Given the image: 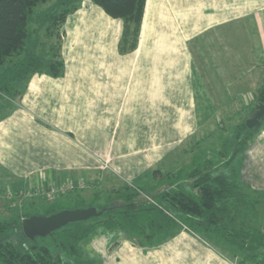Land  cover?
<instances>
[{
  "label": "crops",
  "instance_id": "crops-1",
  "mask_svg": "<svg viewBox=\"0 0 264 264\" xmlns=\"http://www.w3.org/2000/svg\"><path fill=\"white\" fill-rule=\"evenodd\" d=\"M61 33L62 74L32 73L18 105L0 117V183L11 178L15 190L66 180L91 181L94 191L142 184L167 155H156L163 133L152 129L198 126L196 83L200 94L224 96L219 108L227 109L229 96L245 91L234 89L238 80L264 68V0H147L137 47L128 51L123 19L81 0ZM99 159L110 160L109 171ZM240 175L264 192V139L245 153ZM116 234L111 250L112 234L89 241L100 264H240L230 254L241 249L211 246L193 231L158 246Z\"/></svg>",
  "mask_w": 264,
  "mask_h": 264
},
{
  "label": "trees",
  "instance_id": "trees-1",
  "mask_svg": "<svg viewBox=\"0 0 264 264\" xmlns=\"http://www.w3.org/2000/svg\"><path fill=\"white\" fill-rule=\"evenodd\" d=\"M48 1L0 0V94L11 96L12 90L18 91L17 85L24 82L22 94L28 77L34 72H47L54 76L62 74L64 62L59 54L53 53L50 60V58L47 59L48 56L45 57L44 55L46 50L43 51L42 49L45 48L38 51L35 42L31 48L28 45L33 35V31L29 28L31 20L39 22L38 27L34 30H41L45 27L46 18L54 20L52 27L61 30V25L66 16L72 11L69 8L61 13L55 11L54 14L49 10L47 12L37 11L35 12L36 18L32 19L37 7ZM72 1L62 0L59 7L67 6ZM93 1L111 17L123 19L122 50L136 49L147 0ZM27 49H32L33 52L31 53ZM23 54L25 55L22 57ZM14 86L15 88H13ZM258 104L264 105V86L258 94ZM260 122L254 128H249L246 122L243 123L241 126L242 133L246 129L251 137L253 129L259 127ZM240 137L241 135L238 134L237 138ZM245 143V140L240 142L243 146ZM237 155L238 151H235L228 160L220 162L222 155L220 160L214 159L215 162L219 161L216 165L212 164L213 160H208L206 163L200 160L201 163L197 164L188 174L190 183L171 185L170 189L161 193V203L136 201L140 191L143 192V188L136 187L137 185H133V188L125 185L126 189L132 192L124 195L121 204H115L118 198L112 197L111 194L107 195L102 207L99 202L100 196L94 201L99 202L96 204L92 202L85 205L83 199L80 202L79 200L76 201L74 208L96 206L98 210L103 211V214L55 231L51 234L56 247L54 250L47 245L38 244L37 239L30 240L24 234L22 229L23 218L35 215V213L26 212L12 221L0 222L1 234L8 233L11 237H15L14 231L16 229L19 231L18 235H21L20 237L16 236L17 241L11 237L0 240V260L3 264H100L99 259L94 254L92 258L86 251L89 249L88 244L94 237L93 235H97V227H104L105 233H114L110 239V250L114 249L121 241L116 233L124 234L125 231L130 234L143 235L148 241L154 240L156 237L155 244L140 243V245L158 246L183 230L181 222L168 211L173 210L176 213L190 216L198 231L202 230V233L211 232L218 237L220 243L212 240L216 243V247L229 251H231L230 249H241V255L230 254L233 259L235 257L240 258V264L253 262L264 264V249L260 250L258 247L264 243V229L262 227L258 229V223L252 219L256 208L264 205V198L262 197L264 192L254 190L242 181L241 166H233V161ZM158 171L154 170L152 173L155 174ZM102 199L103 197L100 198L101 201ZM62 209L48 210L45 215ZM142 214L144 221L147 222L145 225L139 222L143 217ZM254 227L256 229H253ZM126 236L133 241L129 235ZM252 237L261 238L260 244L257 242L255 249L250 247L253 242L249 244L247 241L248 238L253 239Z\"/></svg>",
  "mask_w": 264,
  "mask_h": 264
},
{
  "label": "rangeland",
  "instance_id": "rangeland-1",
  "mask_svg": "<svg viewBox=\"0 0 264 264\" xmlns=\"http://www.w3.org/2000/svg\"><path fill=\"white\" fill-rule=\"evenodd\" d=\"M80 1L81 0H73L69 5H63L62 7H59V4L62 2V0H49L47 3H43L37 7L33 13L32 19L36 18L35 12L37 11L47 12V10H49L52 12V14H54L55 11L61 13L66 11L68 8L69 10H74ZM38 23L33 20H31L29 23V28L33 31V35L31 36V39L29 40L30 42L28 44L30 46L29 48H31V45H33L35 42L38 51H40L42 48H45L42 49L43 51H47H44V55L45 57L48 56L47 59L50 58L51 60L53 53L60 55L59 44L62 40L61 30H58V28H53L52 26L54 24V20H48V18H46L45 27H43L41 30H34L38 27ZM27 50L31 51V53L33 52L32 49ZM24 55L25 54H23L22 57ZM240 73H242V70H240L237 74ZM252 74L254 79L248 83L246 81L247 79L238 80L241 86H237L234 89L239 91L242 89L245 91H242L243 93L241 92L229 96L232 100V105L227 109L219 108V102L224 100V96H217L214 94L208 95L207 93L200 94V91L202 92L203 89L200 88L199 83H196V88H198V93H196V105L198 110L195 113V119L198 123V126L194 128L195 130L192 133L190 132V125L187 126L186 124L179 125L178 127L165 126L161 129H152V131H154L153 134L155 133L156 129H158L159 132L162 130L163 133L164 141L161 144L162 148L161 150L159 147L156 149V155H162L163 153L164 155H167L163 158L162 162L154 165L152 168V171H156L158 170L157 168L161 167V171H158L155 174L152 173L151 177L144 183L137 186L135 185L136 187L143 188V192L140 191V195L136 201L161 203V193L170 189L171 185H176L177 183L189 184V172L201 162L206 163L208 160H213L212 164L216 165L219 163V161L215 162L214 159L220 160L219 158L223 155L220 162H225L229 157L234 155L235 151H238V155L233 161V166L239 167L242 165L244 153H246L252 148L253 145L256 144L259 137L264 139V117L262 118L259 127L253 129V135L251 137L246 129L243 131V133L241 131V126L243 123L253 118L256 112L259 110L260 105L258 104V94L260 89L264 86V68H260L258 73L255 74L253 71H250L247 75L249 76ZM197 84H199V87ZM236 85H238L237 82L234 84V86ZM23 86L24 82L19 83L16 87L18 88V91L13 89L11 96L2 93L0 94V117L5 112H9L10 109L18 105L22 95L21 91ZM13 88H15V86ZM238 134L241 135L240 138H237ZM178 137L180 138L179 141H172V139ZM244 140L246 143L243 146L240 144V142ZM200 160L202 161L200 162ZM99 161L100 168L104 171H109L111 168L110 160L99 159ZM3 178L4 179H2V182L0 183V222L12 221L15 217L22 216L26 212L45 215L48 210L55 208L73 209L77 203L76 201L79 200L80 202L81 199L84 200L83 202H85V205H88L94 200V198L91 197H94V195L96 199H98L99 196L100 198L103 197L102 201L99 198L101 207L103 206L108 194H111L112 197H116V199L118 198L115 204H121L123 202L124 195L132 192L131 190L126 189L125 185H129L131 188H133V185L135 184L131 182H116L113 185L108 183L103 188L94 191L90 185L91 181H88L87 188L83 190L57 197L54 200H49L47 196H44L45 194H43L42 197H39L41 193L36 192L37 186L35 183H32L29 186L27 185L23 190H15L13 189L11 178ZM5 179L8 181H5ZM262 197L264 198V196ZM99 202L94 203L96 204ZM168 211L170 214H172V216L176 217L181 222L183 230L193 231L196 234L199 233L200 236L207 240L211 246H217L212 240H215L217 243L221 242L218 240L219 238L214 236L211 232L202 233V230H200L201 232L198 231L197 227L195 226V222H193L190 216L188 217L182 213H176L173 210ZM252 219L254 222L258 223V229H260V227L264 229V205L256 208ZM139 222L143 225L147 224V222L144 221V215L139 220ZM253 229H256V227ZM96 231V233L99 234L101 231L104 232L105 228L100 226L97 227ZM147 231L146 233L149 234ZM14 232L16 234L15 237H11L8 235V233H0V240H6L7 238L11 237L17 241L16 236L20 237L21 235H18L19 231H16V229ZM128 233L125 231L124 234L129 235L133 241L138 244L150 243L151 245V243L155 244L157 241L156 237L154 240L148 241L143 235L141 236L138 233ZM152 234L154 233L152 232ZM252 238L253 239L248 238L247 241L249 244L253 242L250 244V247L255 249L257 242L260 244L261 238ZM36 239L38 244L47 245L53 250L56 248L51 235L47 237H38ZM258 247L260 250H263L264 243L263 245L260 244ZM86 251L92 258L94 257L90 249H87ZM0 264H3L1 260Z\"/></svg>",
  "mask_w": 264,
  "mask_h": 264
},
{
  "label": "water",
  "instance_id": "water-1",
  "mask_svg": "<svg viewBox=\"0 0 264 264\" xmlns=\"http://www.w3.org/2000/svg\"><path fill=\"white\" fill-rule=\"evenodd\" d=\"M264 117V105L259 106L253 118L247 120V126L254 128ZM103 211L98 210L96 206L84 208L62 209L50 215L35 214L22 220V229L24 234L30 239L35 240L38 237H47L55 231L64 228L70 224L87 221L93 217H99Z\"/></svg>",
  "mask_w": 264,
  "mask_h": 264
},
{
  "label": "built area",
  "instance_id": "built-area-1",
  "mask_svg": "<svg viewBox=\"0 0 264 264\" xmlns=\"http://www.w3.org/2000/svg\"><path fill=\"white\" fill-rule=\"evenodd\" d=\"M87 183L84 180H67L60 183L44 184L40 183L37 185L36 192L41 193L39 197L47 196L48 199H56L57 197L67 195L72 192L83 190L87 188Z\"/></svg>",
  "mask_w": 264,
  "mask_h": 264
}]
</instances>
